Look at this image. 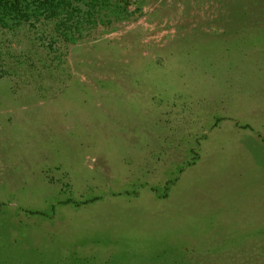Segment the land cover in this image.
Returning a JSON list of instances; mask_svg holds the SVG:
<instances>
[{
	"label": "rangeland",
	"instance_id": "374dc122",
	"mask_svg": "<svg viewBox=\"0 0 264 264\" xmlns=\"http://www.w3.org/2000/svg\"><path fill=\"white\" fill-rule=\"evenodd\" d=\"M47 13L0 20V264H264V0Z\"/></svg>",
	"mask_w": 264,
	"mask_h": 264
},
{
	"label": "trees",
	"instance_id": "16d2710c",
	"mask_svg": "<svg viewBox=\"0 0 264 264\" xmlns=\"http://www.w3.org/2000/svg\"><path fill=\"white\" fill-rule=\"evenodd\" d=\"M64 0H0V20L8 22L11 17L18 20V25H24L26 21L32 22V16L38 18V13L44 11L52 12V9L60 6ZM50 17V16H48ZM1 37V34H0ZM0 63H3L0 61ZM0 64V77L5 73Z\"/></svg>",
	"mask_w": 264,
	"mask_h": 264
}]
</instances>
